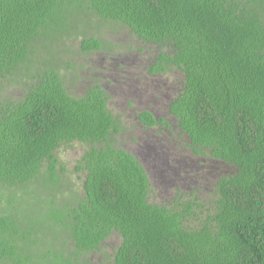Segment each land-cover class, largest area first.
I'll list each match as a JSON object with an SVG mask.
<instances>
[{
    "label": "trees",
    "instance_id": "obj_1",
    "mask_svg": "<svg viewBox=\"0 0 264 264\" xmlns=\"http://www.w3.org/2000/svg\"><path fill=\"white\" fill-rule=\"evenodd\" d=\"M70 8L154 46L152 75L183 73L169 112L187 149L233 168L208 201L179 189L169 203L152 202L145 166L115 144L123 128L101 83L76 97L63 67L31 70L39 43L64 39ZM81 37L84 53L106 49L94 34ZM23 68L22 95L0 101V264L35 260L19 206L40 178L61 182L58 151L74 142L90 146L76 167L85 195L70 206L52 199L68 238L44 259L84 264L81 254L118 234L111 264H264V0H0V87ZM138 118L147 129L168 126L147 110Z\"/></svg>",
    "mask_w": 264,
    "mask_h": 264
},
{
    "label": "rangeland",
    "instance_id": "obj_2",
    "mask_svg": "<svg viewBox=\"0 0 264 264\" xmlns=\"http://www.w3.org/2000/svg\"><path fill=\"white\" fill-rule=\"evenodd\" d=\"M91 16L87 11L70 8L67 23L59 30L64 39L53 44L46 39L39 43L31 70L40 69L44 62L58 64L63 67L61 73L68 90L76 97L83 96L90 85L101 83L110 96L109 109L123 128L115 136V144L134 154L145 166L152 183V202L169 203L177 197L179 189L181 194L189 193V197H193V190L199 189L203 201H208L219 177L233 168L215 159L197 157L187 149L188 138L169 112L171 100L182 89L183 73L175 70L152 75L149 68L159 53L154 46L132 35L122 24ZM92 34L105 42V50L82 51L81 36ZM27 74L28 70L23 68L12 78L13 83L1 86L0 101L19 98L22 87L17 85ZM145 110L165 119L168 126L145 128L138 118ZM89 147L81 142L63 145L58 151L61 166L66 169L65 173L59 172L61 182L50 184L46 178H40L24 196L26 203L19 206L22 226L34 231L27 246L36 256L32 264H54L53 260L44 259L45 253L51 249L61 255L66 248L63 243L68 234L54 221L58 209L51 206V201L56 199L63 206H70L85 195L84 180L80 177L83 174L77 173L76 167ZM121 242L120 235L114 234L101 250L81 254L80 261L111 264Z\"/></svg>",
    "mask_w": 264,
    "mask_h": 264
}]
</instances>
